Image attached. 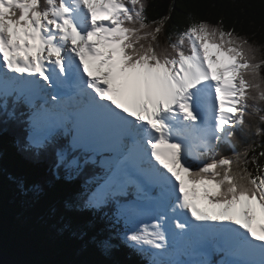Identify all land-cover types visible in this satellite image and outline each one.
<instances>
[{"label":"snow or ice","instance_id":"6c2138e0","mask_svg":"<svg viewBox=\"0 0 264 264\" xmlns=\"http://www.w3.org/2000/svg\"><path fill=\"white\" fill-rule=\"evenodd\" d=\"M149 28L144 0H0V57L7 69L22 76L0 75V96L42 100L41 109L52 115L44 108L49 97L58 106L60 93L74 90L87 111L120 128L131 142L129 155L149 158L147 174L164 196L174 199L173 212L187 210L197 222H230H178L181 233L211 232L224 238L233 246L229 251L243 257L225 264H264V223L258 230L253 227L258 212L264 218V166L257 165L253 174L245 160L242 172H234L232 158L213 156L194 171L190 162L203 155L194 151L198 146L215 153L221 142L231 143L245 127L246 116L255 113L264 122V109L258 106L264 101L259 81L264 61L253 62L256 49L246 38L205 21L180 33L171 44L174 55H161L154 43L161 27ZM88 57L96 62L98 75ZM256 133L264 134V129L257 127ZM47 142V136L31 141L37 148ZM233 156L239 161L241 153L233 148ZM56 157L58 168L81 167L70 150L57 151ZM114 190L113 182L106 181L86 206L102 205ZM201 198L210 210L198 207ZM161 228L159 222L151 228L144 224L126 238L162 250L166 237Z\"/></svg>","mask_w":264,"mask_h":264},{"label":"trees","instance_id":"16d2710c","mask_svg":"<svg viewBox=\"0 0 264 264\" xmlns=\"http://www.w3.org/2000/svg\"><path fill=\"white\" fill-rule=\"evenodd\" d=\"M144 3L148 30L161 27L154 42L161 55H174L171 44L178 40L180 33L193 22L205 21L225 31L234 30V35L246 38L257 51L255 57L264 61V0H144ZM187 48L186 41V52ZM260 61L255 59V62ZM259 81L264 89V65ZM252 94L255 95V91ZM258 106L264 109V101L258 102ZM21 109L14 105L15 113L3 112V117L0 116L1 249L21 264H178L164 258L167 255L162 257V250L150 245L143 248L155 250L158 255L155 261L148 258L143 263L139 261L141 255L136 256L135 245L123 238L127 234L113 233L115 225H123L130 231L139 228L128 217L123 219V210L121 215L111 211L119 210L115 192H111L102 205L84 208V197L93 194L105 166L87 164L85 157L77 154L81 162L78 170L58 168L56 153L64 146L61 138H57L53 146H29L26 135L37 129L30 122L28 110ZM245 121L253 130L244 131L238 137L243 139L242 152L248 148V154L232 168L234 172H242L246 160L247 170L255 174L257 165L264 166V156L260 155L264 152V134L256 133L257 127L264 129V122L255 113L246 116ZM217 151L220 155H211V161L213 156L216 160L232 156L226 148ZM254 157L255 164L252 163ZM211 161L195 166L198 169ZM222 260L216 258L208 264H221Z\"/></svg>","mask_w":264,"mask_h":264},{"label":"bare ground","instance_id":"6f19581e","mask_svg":"<svg viewBox=\"0 0 264 264\" xmlns=\"http://www.w3.org/2000/svg\"><path fill=\"white\" fill-rule=\"evenodd\" d=\"M188 49V48H187ZM188 51V50H187ZM2 62L0 61V64H1ZM2 66H3V64H2ZM1 68V67H0ZM4 70H6V72L3 74L4 76H7V77H9V78H17V79H21L22 78V76H20V75H18V74H16V73H14L13 71H11V70H9V69H7V67H6V69H4ZM23 77H28L26 74L25 75H23ZM42 83V82H41ZM43 84V83H42ZM47 91H48V89H47ZM15 96H7V97H5V96H0V103H2V100H3V102L5 103V104H7V105H9V106H11L13 109H14V105H15V107L18 109V108H21L23 105H24V103L26 104V102H29V100H27L26 98H24V101L23 102H21V101H19V100H17L16 98H14ZM60 98H61V104L60 105H58V107H62V108H64V107H66L67 105H68V100L67 99H64V97L63 96H61L60 95ZM49 101H50V99H49ZM123 102V101H122ZM30 103V102H29ZM43 104V101L42 100H34V103L33 104H30L31 105V107L32 108H35V109H38V111H41L42 113V115L47 119V122L49 123V124H53V125H58V124H62V123H66V121H63V120H61L60 118H62V117H58V116H56V115H54V113H56V112H64V115L65 116H74V114H75V112H77L76 114H75V116H76V118L77 119H81V120H83L84 121V123H85V127L86 128H88V129H91V128H96V127H98V124L99 123H104V124H106L107 125V121L106 122H104L105 120L103 119V121H102V119L101 118H99L98 116H96V115H94V114H92V113H90L89 111H87L86 109H84V108H81V104H80V102L79 101H76L75 102V105H76V107H77V109H74V111L72 110V109H62V111H60V110H56V109H54V108H51L52 106H53V103H48L47 105H44V108L45 109H48V110H50V112L51 113H53L52 115H47L42 109H41V105ZM40 108V109H39ZM55 110V111H54ZM103 124V125H104ZM249 124L246 122V126H248ZM78 126V129L79 130H81L82 131V133H85V131H84V127H83V125H81V124H78L77 125ZM246 126L243 128V130L245 131V129H246ZM42 127V126H41ZM118 129V128H117ZM118 132V131H117ZM112 136V138H114L115 140H116V147H118V148H123L124 146H125V143H124V141L122 142L121 140H120V138H117L116 136V134H114V133H111V132H109ZM116 133V132H115ZM119 133V132H118ZM120 141H119V140ZM237 140V139H236ZM99 142H101V141H99ZM87 143V142H86ZM89 143V142H88ZM95 144V143H94ZM108 144V143H107ZM106 144V142H104L103 141V143H102V147L105 149V146L107 147L108 145ZM129 145H131V142L129 141ZM92 146V145H91ZM110 146V145H109ZM108 146V147H109ZM107 147V148H108ZM82 149L86 152V153H88V150L85 148V147H82ZM89 149H91V148H89ZM106 154H110V152L108 151V152H105ZM113 155V154H112ZM123 157L125 158V156H121V158L123 159ZM114 164H116V165H114V168H113V170L114 171H116L117 173H118V175H121V171L119 170V168H118V166H117V163H116V161L114 160ZM109 170L108 169H106V172H108ZM106 175V177H107V179H111L112 178V176H110V175H108L107 173L105 174ZM151 181V180H150ZM100 182V179L97 181V183H99ZM152 182V181H151ZM153 183V182H152ZM154 184V183H153ZM124 186H125V182H124V184H123ZM127 193H124L123 195L121 194V193H119V194H117L116 193V197H118V199H119V203H118V209H119V211H121L122 212V210H123V214H122V217H123V219L125 220L126 219V217H128L129 218V220H133V224H135V225H138L139 227H141L142 225H144V224H147V225H149L150 226V228H151V225H153V224H156L157 222H159L160 224H161V226H162V228H161V230L162 231H164V233H165V237L167 236L168 237V232H167V229H166V224H168L169 225V227H171V230H174V232L175 233H178V234H181V232L180 231H177V230H175L174 228H173V225L171 224V223H169L168 221H166V220H164V212L160 209V210H158L157 211V213H158V219L157 220H155V221H153V219H152V217H150V216H148V215H145V214H143V213H136V214H134V215H130L129 213H128V211H127V209H126V207L124 206V202L126 201V199L128 200V203L129 204H131V203H140V200H138V198L134 195V194H128V195H126ZM134 201V202H133ZM173 205H175V201H173V202H171ZM142 210V209H141ZM161 217H163V219H161ZM141 224V225H140ZM171 230H170V232H171ZM171 233H173V232H171ZM218 238L220 237L219 235L217 236ZM217 238V239H218ZM168 239H169V241L170 242H172L173 243V240H171L172 239V236L170 237H168ZM181 243H186V244H189V245H191V246H193V247H195V245H194V243H192V242H190V241H188V240H184V241H182V242H180V244ZM219 246H217V247H210V246H206L205 248H207V249H212V253H214L215 255V258H217V259H221L222 258V256H224L223 257V259H225V261H229V259H232V260H236V256L232 253V252H230L229 251V249L231 248L230 246H229V244H224V240H221L220 242H219V244H218ZM165 248V247H164ZM164 249H162V256H164L166 253H164V251H163ZM180 249H179V245H175L174 247H173V250H171V252H170V249L169 248H167V246H166V250H165V252L167 251V256H173V257H171L170 258V261L172 260V258H173V261L174 262H177L175 259H176V257L178 258V260L181 262V259H183L184 257L185 258H187V260L189 261V263L194 259V258H192V256H189V255H187L186 253H184L183 255H182V253L179 251ZM202 251V252H201ZM208 251L206 250V249H202V250H198V251H196L195 253H196V255H198V256H200V257H202V256H204L205 254L204 253H207ZM168 253L169 254H171V255H168ZM172 261V262H173ZM179 263V262H178ZM208 264V261L207 260H203V262H201V264Z\"/></svg>","mask_w":264,"mask_h":264},{"label":"rangeland","instance_id":"374dc122","mask_svg":"<svg viewBox=\"0 0 264 264\" xmlns=\"http://www.w3.org/2000/svg\"><path fill=\"white\" fill-rule=\"evenodd\" d=\"M146 15V14H145ZM98 19H101V17H100V15L98 14ZM107 21H105V23H106ZM177 39H179V37L177 38ZM176 42V41H175ZM163 47H165V45L163 46ZM170 50V49H169ZM257 53V51L255 52V54ZM21 55H23V53H21ZM255 59H257V60H259L260 61V57L258 56V58H256L255 57ZM0 61L2 62V57H0ZM253 62H255V60L253 61ZM214 66H216V65H213V68H214ZM1 67V66H0ZM1 72H4V70H1L0 71V73ZM15 73V72H14ZM16 74H18V75H20L21 76V74H19V73H16ZM26 75H28L27 73H25ZM25 74H23V75H25ZM45 84V83H44ZM48 92H50L51 93V89H48ZM52 95H54L53 93H51ZM34 103V101H31L30 103L29 102H26V104L24 103V105L21 107V108H24V109H26V110H31V109H34V108H32L31 107V105L30 104H33ZM249 103L250 104H252V103H255V102H253V101H249ZM54 105V104H53ZM21 108H19V109H21ZM51 108H54V109H56V110H60V108H58V107H54V106H52ZM40 109V108H39ZM22 111H24L23 109H21ZM250 110V112H251V109H249ZM55 111V110H54ZM42 112L41 111H36L35 110V113H34V115L32 116L30 113H29V115H30V117H31V119H32V121L34 122L33 124H34V126L37 128H39V127H41L42 125H49V123L47 122V119L41 114ZM254 114V113H253ZM252 116V115H251ZM29 117V118H30ZM30 124V123H29ZM249 125L248 126H246V129H245V132L246 133H251L252 132V130H253V128H252V126H251V124L250 123H248ZM23 126H25V125H23ZM22 126V128H24ZM48 129V128H47ZM119 133L118 132H116V135H118ZM34 135H36V134H34ZM32 139H33V137L31 136V135H29V141H30V143H31V141H32ZM80 142H87V141H84L83 139L82 140H80ZM32 144V143H31ZM91 145H93V148H94V150L97 152V151H100V152H108V150H105L103 147H102V143H100V142H95V144L94 143H92V144H88V145H86L88 148H92V146ZM81 147H85L83 144H82V146ZM108 147V146H107ZM86 148V147H85ZM109 148V147H108ZM110 152V151H109ZM228 152V151H227ZM219 155H220V153H218ZM255 173V172H254ZM109 180V179H108ZM117 194H119V193H117ZM143 202V201H142ZM167 203V207H166V209L168 210V202H166ZM161 204V201H160V199H156L155 201L154 200H150V201H148L147 203H146V207H147V209H148V212L150 213V215H152V216H154L155 214H156V212L159 210V207L161 206L160 205ZM200 208V207H199ZM202 210H206L207 211V209H202ZM113 213H115V214H118V215H121V211H119V210H117V209H114V210H111ZM152 219H153V221H155V220H157V219H155L154 217H152ZM174 221H176V224L179 222L180 223V221H179V219L178 218H175V220ZM195 223H199V222H194V224ZM200 223H202V222H200ZM199 223V224H200ZM256 223L259 225L260 223H264V218H261L260 217V215H258L257 216V220H256ZM234 228H238L237 227V225H234L233 226ZM253 227H257V230H258V226L255 224V222L253 223ZM169 230H171V227H169ZM178 231V230H177ZM171 232H173V233H171V235H172V239H173V237L176 235V234H178V233H175L174 232V230H171ZM193 232H191V231H188V232H186V234L185 235H191ZM195 233H197V232H195ZM168 237H169V234H168ZM168 237L166 236V243H167V248H169L170 249V252H171V250H173V247L176 245H173V243L172 242H170L169 241V239H168ZM171 239V240H172ZM180 243V242H179ZM202 252V251H201ZM166 254H167V251L165 252ZM208 253V252H207ZM207 253H204L205 255L204 256H202V257H200V256H198V255H196V256H198V257H200V262H203V260H207V259H205L204 257L207 255ZM172 256V255H171ZM224 256H222V258H223ZM192 258H194L192 261H194V260H196L197 261V259L195 258V257H192ZM177 262H175V263H178V264H181V262L178 260V258L176 257V259H175ZM172 261H173V258H172ZM174 262V261H173Z\"/></svg>","mask_w":264,"mask_h":264},{"label":"water","instance_id":"95a60500","mask_svg":"<svg viewBox=\"0 0 264 264\" xmlns=\"http://www.w3.org/2000/svg\"><path fill=\"white\" fill-rule=\"evenodd\" d=\"M0 264H21L13 255L0 248Z\"/></svg>","mask_w":264,"mask_h":264}]
</instances>
